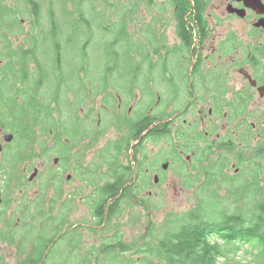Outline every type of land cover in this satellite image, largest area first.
Returning a JSON list of instances; mask_svg holds the SVG:
<instances>
[{
	"label": "flooded vegetation",
	"instance_id": "1",
	"mask_svg": "<svg viewBox=\"0 0 264 264\" xmlns=\"http://www.w3.org/2000/svg\"><path fill=\"white\" fill-rule=\"evenodd\" d=\"M25 1L34 16L33 24H20L18 19V24L2 25L7 41L26 48L32 37L36 40L41 36L42 29L53 30L61 24L56 18L51 24H37L38 0ZM130 4L124 19L137 22L138 15L145 12L148 24H117L114 33L117 42L128 44L137 36V29L146 30L144 50L131 58L132 62L145 63L146 69L129 72L120 82L111 72L79 71V92L69 91L70 119L55 122L50 151L38 152L36 161L26 158L28 152L16 156L17 160L1 159L0 250L14 249L16 264H25L30 255L20 251L19 244L24 250L25 240L16 228H28L38 215H31L30 220L17 217L14 222V214L5 207L6 195H18L12 201L17 205L28 202L35 208L40 206L38 213L41 206L55 207L51 223L57 225L56 219L65 214L73 227L76 203H82L90 217L96 205L91 200L96 186H130L134 194L129 192V196L135 205L142 203L137 194L143 191L147 192L142 193L147 204L148 198L158 196L152 194V186H205L206 175L227 185L242 176L248 186H264V26H256L264 20V10L249 9L240 0H223L225 16L209 24L210 0H130ZM104 5L106 0H50L47 12L59 7L76 15L72 16L75 24L83 21L89 25L92 21L83 12L90 9L97 17L105 12L97 8ZM184 11L181 24L177 12ZM234 17L249 28L221 24ZM98 30L104 32L105 28L98 26ZM101 56V61L121 58L118 53ZM8 59L13 62L2 60L0 66L20 68L21 60L39 62L37 55ZM7 78L16 86L26 84L23 73H8ZM0 144L3 150L5 145ZM207 165H212L209 173ZM186 173L192 179H186ZM30 186L36 188L35 199L24 201L21 197L28 194ZM90 189L91 193H84ZM70 197L75 199L72 204L68 203ZM92 198H97V193ZM106 222L105 215L100 227ZM58 227L35 226L51 232ZM65 227L49 249L65 233ZM79 227L84 234L92 225L78 224L75 228Z\"/></svg>",
	"mask_w": 264,
	"mask_h": 264
},
{
	"label": "rangeland",
	"instance_id": "2",
	"mask_svg": "<svg viewBox=\"0 0 264 264\" xmlns=\"http://www.w3.org/2000/svg\"><path fill=\"white\" fill-rule=\"evenodd\" d=\"M37 1V0H36ZM98 1V0H94ZM223 0H210V6L208 12L211 13L212 19L209 24H214L217 18H222L225 16V6H221ZM111 2V5H109ZM157 2V1H156ZM4 5L8 10L16 11V18H13L9 13L4 16V21L2 24H12L11 21L14 20L18 24V19L22 20L20 24H33L34 16L31 14V9L26 4L25 0H3ZM39 4V19L37 24H51V20L56 18V23L61 24L53 30L48 29L49 42L33 43L28 46L33 50V54L39 57V62L42 64V76L40 80V75L38 72L33 70L30 75V81L27 84H11L16 86L13 89L11 95H6L9 91L5 92V95L0 96V142L3 144L4 148L2 153H0V182L3 180V170L1 165L4 161H10L13 154L19 149H22L31 155V159L36 161V156L38 152H49L52 148V141L50 132L52 127L55 126V122L63 121L67 123V119H70V112L67 109L69 100L70 89L74 90L76 93L79 92L80 80L78 79L79 71L92 70L94 73L97 72H111L112 76L116 77L115 81L120 82L127 73L133 71H144L145 63H135L131 61L133 59V54L138 50H144L142 45L143 41L147 39L148 33L145 29H137V36L133 37L131 43H123L122 41H116V33L114 29H118L117 24H125L120 21L123 8L131 7L130 0H106V6L99 9L98 11H103L99 16H95L90 9L83 12L84 16L87 17L91 24L86 25L83 21H80L81 25H77L73 21V17L76 15H69L67 12L62 11L59 7H55L53 13L47 12L50 0H38ZM57 3L55 2V5ZM122 6L123 8H118ZM88 8V7H87ZM207 13V12H206ZM18 17V18H17ZM149 17L147 14L140 13L138 15L137 22H130L129 18H126V24H148ZM226 21V22H223ZM221 24H232L233 28H249V24H246L243 20L239 18H231L230 21L223 20ZM65 24H69V27H65ZM105 28L104 32L98 30V26ZM3 26V25H2ZM28 29L27 27H23ZM224 29V28H223ZM1 29V31H3ZM0 31V32H1ZM17 31V30H16ZM1 40V37H0ZM89 44H85L86 41ZM5 41H0V46L5 44ZM14 45H17L14 42ZM17 50V48H14ZM116 53L121 55L119 60L110 57L105 58L101 61V55L113 56ZM85 55V57H84ZM100 56V57H99ZM0 59L2 57L0 56ZM31 69H34L36 64H29ZM30 69V70H31ZM79 73V74H78ZM15 81L17 79H14ZM40 80V82H39ZM40 83V88L38 90L39 99L45 103L42 104L36 101L31 105L30 109L28 107V102L31 100V90L28 87L35 88V86ZM61 94V103L58 104L53 99V94L55 91ZM34 112L33 115L30 114ZM46 115H50L54 123L50 125H45L43 120ZM16 116V117H15ZM37 119L35 127L32 129V124ZM35 131V132H34ZM5 133L13 134V139L9 143H5L2 136ZM36 133L35 138L31 135ZM27 137H30L27 138ZM31 142V143H30ZM33 148V150H31ZM225 150V149H224ZM171 151V150H169ZM180 167H184L182 163H177ZM208 167V170L206 169ZM186 168V166H185ZM212 165L205 166V171L209 173V169ZM207 185L205 186H152L150 188L152 194L158 193V196L147 199L145 203L143 195H147L146 191L141 193L136 192L138 200H141L140 205H135L132 202L130 206L127 202H122L121 208L123 213L118 216L117 220H114L111 225L112 227L104 230L100 227L97 222L92 221V217L88 214L87 208L82 203H76L75 210L72 214L71 221L75 223L73 227L72 223L68 221L65 214L62 215L60 220L56 222L60 225L66 224V231L63 238L58 239L52 248V251L56 253L58 260H62L65 254L59 257V249H67L71 245H78L79 241L73 240L76 231H81L75 227L78 224L85 226L89 224L92 225L90 231L84 230L81 234V245L78 250L73 252L76 254L77 259L85 258L86 264H119L121 255L118 252H113V255H107L98 252L100 250L101 243L106 239L112 238L115 233L121 234V239L125 244H129L132 241H137L150 229H155L153 236L144 237V240L155 241L156 238L163 236L165 232V222L172 216L184 215L189 211L199 210L201 208L198 205L202 200H215L214 197H209L211 192H216L221 198V207L227 211V213L232 212H246L250 205H255L259 202H264V186H248L245 183V178L242 176H237L234 181L228 185L220 182L213 181L210 175H206ZM183 178V176H182ZM186 179H192L191 176L185 174ZM10 187L9 190H12ZM35 189L34 186H30L28 189V194L21 197L24 201H32L35 199ZM149 190V187H147ZM93 189L87 190L84 193H91ZM134 194L133 190H129ZM101 193L98 192L97 198H91L92 201H99L101 198ZM18 195L11 194L6 195V208L14 214L13 220L16 221L17 217H22L24 220H30V216L38 215V207L25 202V205H17L12 203ZM132 198L131 196H129ZM146 197V196H144ZM9 200V202H8ZM75 201L74 197L68 198V203L72 204ZM132 201V199H131ZM248 202V206L246 203ZM251 203V204H249ZM43 208V206H41ZM44 212L51 215H55V207H44ZM7 215L9 213L7 212ZM31 216V217H32ZM47 215L42 214L41 217L35 219V223L38 224L42 221H47ZM55 217V216H54ZM9 220V218L7 217ZM30 222V221H29ZM73 223V224H74ZM38 227V226H37ZM47 229L52 228L51 225L46 226ZM162 228V229H160ZM17 229L18 236L27 241H33L38 235L44 234L38 229L35 233H31V226L26 228L25 226H20ZM53 232L47 237H50ZM39 241V246L44 243L43 238ZM46 239V238H45ZM116 241V240H115ZM31 242L29 245H25V249L22 251L23 254L28 256L32 252ZM111 243L112 240H108ZM71 243V244H70ZM140 244L142 242H139ZM0 246L3 244L0 242ZM138 247V246H137ZM94 249V253L98 254V260L95 255H87V251ZM134 250L128 253H124V258L132 260V264H141L142 258L146 256L139 257L137 255H132ZM14 249L0 250V264H16L18 262L17 255L14 254ZM56 260L55 263H58ZM74 262L75 260H71ZM51 259L47 260L46 264H55ZM75 264H78L77 262ZM145 264H147L145 262Z\"/></svg>",
	"mask_w": 264,
	"mask_h": 264
},
{
	"label": "trees",
	"instance_id": "3",
	"mask_svg": "<svg viewBox=\"0 0 264 264\" xmlns=\"http://www.w3.org/2000/svg\"><path fill=\"white\" fill-rule=\"evenodd\" d=\"M204 8V1L202 2ZM128 9H124L123 16L120 21L126 24L124 19V13ZM9 13L13 18H16V11L8 10L0 0V23L4 21V16ZM184 12H177L178 20L181 24H184ZM39 19V14L36 12ZM82 15V14H80ZM11 23H15L14 20ZM15 27V34L17 33V26ZM3 26L0 25V31ZM39 37L31 38L30 43L25 47L17 46L10 43L7 36V31L3 30L0 32L1 42L6 43L0 46V56L2 59L0 61L13 62L12 59H8L11 56L19 55H35L33 50L28 48V46L33 43L49 42L48 30L42 29ZM14 48H17L14 49ZM17 64L18 61L16 60ZM29 64H36L34 69H31ZM20 68L0 66V96L5 95L6 91H9L6 95H11L13 89L16 86H12L11 82L7 78L8 73L16 75L18 73H23L25 77L26 84L30 81V75L33 70L38 72L40 75V80L42 76V64L40 62L30 63L28 61H22L19 63ZM25 67V68H24ZM31 69V70H30ZM39 80V82H40ZM40 83H38L35 88L28 87L31 90V100L27 103L30 109L36 101H39L42 106L43 103L38 96V90L40 88ZM53 99L58 104L61 103V94L56 90L53 94ZM44 108V106H43ZM34 112L30 114L33 115ZM16 117V116H15ZM37 119L32 124V129L35 127ZM45 125H50L54 123L50 115H46L43 120ZM53 129V127H52ZM34 130V129H33ZM35 132V131H34ZM33 138L36 137V133L31 135ZM30 139V137H27ZM31 143V142H30ZM25 147V152L26 148ZM33 150V148H31ZM23 153L22 149H19L12 158L17 160L16 156ZM31 155L28 154L26 158H30ZM96 192L101 193V198L96 201V205L93 207L92 216L94 217L93 222H97L100 226L104 222L106 215L107 222L104 225V230L112 227L111 223L117 220L118 216H121L123 210L121 208L122 202H127L130 206L132 201L129 197L130 186H96ZM214 197L215 200H202L198 203L201 206L199 210L189 211L186 214L180 216L175 215L166 220L165 232L162 237L156 238V240L149 241L144 240V237H152L155 229H150L145 236L137 241H132L129 244H125L121 239V234L115 233L112 238L106 239L101 243L100 250L98 252L113 255V252H118L121 255L119 264H132V260L124 258V253L131 252L132 255H137L139 257L146 256L142 258L141 264H264V202H259L255 205H250L246 212H232L227 213L221 207V198L216 192H211L209 197ZM91 197V198H92ZM248 206V202L246 203ZM251 204V203H249ZM42 214H46L47 221L44 222L43 219L40 222V227L44 228L47 225L59 226L53 231L50 237L51 230H39L44 234L38 235L34 240H25L26 245L31 242L33 247L32 253L26 258L25 264H46L47 260H52L54 263L58 260L56 253L52 251L53 246L44 255L46 250L50 245L54 243L55 236L62 230L64 224L60 227L59 224H52L54 216H51L44 212L43 208L40 209L38 217ZM60 220V219H56ZM34 224V225H32ZM31 233H35L37 228H35L36 223H32ZM28 227V228H29ZM162 229V228H160ZM65 233L60 236L59 239L63 238ZM81 234L79 231L75 232L73 240L79 241L78 245H71L67 249H59V257L63 254L62 260H58L55 264H86L85 258H78L73 252L78 250L81 245ZM43 238L44 243L39 246V241ZM46 238V239H45ZM108 240H112L108 243ZM116 240V241H115ZM139 242H142L141 244ZM56 243V242H55ZM71 244V243H70ZM138 246V247H137ZM20 251H23V246L19 244ZM98 254L94 253V249L87 251V255H95L98 260ZM44 256V257H43ZM75 260L72 262L71 260Z\"/></svg>",
	"mask_w": 264,
	"mask_h": 264
},
{
	"label": "water",
	"instance_id": "4",
	"mask_svg": "<svg viewBox=\"0 0 264 264\" xmlns=\"http://www.w3.org/2000/svg\"><path fill=\"white\" fill-rule=\"evenodd\" d=\"M244 3L245 7L249 8V9H252V10H255V11H261V10H264V4L261 2V0H240ZM236 12H239L237 10H235ZM240 16H242L240 13L238 14ZM257 27L259 26H264V20H260L257 25ZM13 135L12 134H5L3 139L5 142H10L11 139H12ZM2 150V146L0 144V152ZM49 251V248L47 249V251L45 252V255L46 253Z\"/></svg>",
	"mask_w": 264,
	"mask_h": 264
}]
</instances>
